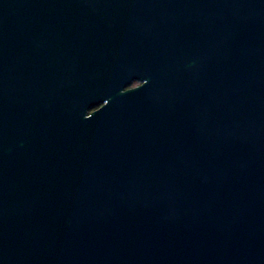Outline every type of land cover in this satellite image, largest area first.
Segmentation results:
<instances>
[{"label":"water","instance_id":"water-1","mask_svg":"<svg viewBox=\"0 0 264 264\" xmlns=\"http://www.w3.org/2000/svg\"><path fill=\"white\" fill-rule=\"evenodd\" d=\"M0 264H264V0H0Z\"/></svg>","mask_w":264,"mask_h":264},{"label":"flooded vegetation","instance_id":"flooded-vegetation-1","mask_svg":"<svg viewBox=\"0 0 264 264\" xmlns=\"http://www.w3.org/2000/svg\"><path fill=\"white\" fill-rule=\"evenodd\" d=\"M139 84H140V82H139L138 80H134V81H132L129 85H127L124 89L133 88V87L138 86ZM97 107H99V106H95V107L89 109V110L87 111L86 115L88 116V115H89L94 109H96Z\"/></svg>","mask_w":264,"mask_h":264}]
</instances>
